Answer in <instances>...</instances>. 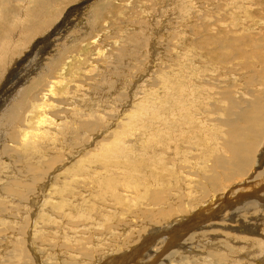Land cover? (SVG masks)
I'll return each instance as SVG.
<instances>
[{"label": "bare ground", "instance_id": "1", "mask_svg": "<svg viewBox=\"0 0 264 264\" xmlns=\"http://www.w3.org/2000/svg\"><path fill=\"white\" fill-rule=\"evenodd\" d=\"M19 1L17 15H0V87L31 53L50 57L0 93V264H112L135 247L131 264H264L258 9L142 2L136 23L95 43L79 81L59 88L50 79L73 70L87 33L55 48L43 32L66 7L37 24L46 6L27 20L30 0Z\"/></svg>", "mask_w": 264, "mask_h": 264}, {"label": "rangeland", "instance_id": "2", "mask_svg": "<svg viewBox=\"0 0 264 264\" xmlns=\"http://www.w3.org/2000/svg\"><path fill=\"white\" fill-rule=\"evenodd\" d=\"M94 1L95 0H80V1L79 0H30V1H28V7H27L28 14H27V17H26L27 20L29 19V13L32 16L33 13H37L38 12L40 6H43V5H44V7L46 6L45 7V10H46L45 13L44 14H41L43 18L41 17L36 22L37 24H43L45 22H49L50 16L54 15V12L55 11H56L55 12V14H56L57 12H59L60 10H63L66 7L64 9L63 14L61 15V18L59 17V19L57 20L58 22L56 21L54 23V26L53 27L51 25V27H48L43 32V33H45V35L50 34V36H52L48 40L49 42L48 41L47 42H48V44L56 45L55 48H57V46L60 45L63 42L65 43V42L70 41V36L75 31L76 32L78 31L80 33H87L86 36L80 37V40H79L80 42L78 41L79 43H77V45H76V48L78 47L80 49L77 48L78 49L77 50L78 52H77V54H75L76 56H73V57H75V63H76L75 64V67L72 68L73 70H71L69 72V67H65L64 66V68H65L64 71H65L66 74L63 71L62 73H59L58 74L59 77H56L55 76L56 78L53 79V77H52L50 79L52 82H56L58 80L57 86H56V84L54 85L56 87H59L60 88L62 85H64L67 82V80L70 79L69 76H71L73 78L72 79L73 80L72 82L75 81V83H77L76 81H79V77L81 75L80 73L82 72L84 66L85 65L87 66L89 64V62H87V61L92 62L91 60L94 59V54L93 53L95 51V46H96L95 43L97 45H100V46H103V44H105V45H112L111 44L112 39H115L116 38L114 36H119L120 35L119 33L122 31L123 27L125 26V22L126 21L129 22V23H131V21L134 24L136 23L135 21H137V18L138 17L137 16L136 17L134 16L136 18L135 19V18H133V15L132 14H134L135 12H138V9H139L140 6H143V4H145V6L147 7V9H152L153 6L154 7H159L162 4H164L163 3L164 0H158V1L156 0V3H153V2H151L149 0H138V1L137 0H101V1L96 0L97 1L96 4H100V3H104L105 4L104 5L105 7H104V9H102L101 13L96 14L95 11H94L95 8H93L94 6L91 5V4H94ZM142 2H143V4H142ZM148 2H149V4H148ZM247 2L249 4H251V9L252 10L258 9V12H257L258 13V16L260 15V17L262 19H264V0H247ZM21 3H23V2H21L19 0H0V6L3 8V10H2L1 7H0V10H1L0 15H4V13L7 12L8 13L7 16L10 17L12 15V13H14V14L18 13V11L20 10V7L22 6ZM2 4H3V6H2ZM244 4H246V3H244ZM89 5H91V8L90 9H89V7H90ZM48 6H50V9H49ZM29 9H30V11H29ZM31 10H32L33 13L31 12ZM259 10H261V12ZM154 12H155V9H154ZM88 13L92 15V21L91 20H88L89 19V17H87ZM149 15L151 17L152 16H154V17L157 16V15H153L152 13H149ZM150 16H149V18H150ZM79 17L81 19V22L78 25V19H79ZM9 19H11V18H9ZM133 19H134V21H133ZM0 20H1V17H0ZM163 20L164 19L161 20L162 23H163ZM76 25H77V27H75ZM71 27H72V30H70ZM81 27H86V28H81ZM111 35H112V37H111ZM39 37L37 38L38 41L42 40ZM163 37H164V39H163ZM170 37L171 36H169V35H167L166 38H165V36H156V40L157 41H156V46L155 47L158 48V49H161V47H166L169 42L170 43L173 42V38L171 37L172 38V41H171V38ZM163 40L165 41V43H164ZM41 43H43V42H40L39 45ZM161 45H164V46H161ZM76 48H74V53H76L75 52V49ZM87 48H88L89 51L87 50ZM91 50H93V52ZM84 51H86V52H84ZM31 54L32 55H29V56H27L25 58L26 60H25L24 64L21 65L22 68L24 66L25 70H20L21 67H19V69L16 68L17 70L15 69L12 72V74L9 75V78L8 79L5 78V79L2 80L3 83H2V85L0 87V93H3L6 90L5 95H7L8 92L11 91V89H12L11 88V85L17 84L19 81H21L22 78L24 77L23 74L25 73V71L27 69H29V67L30 68H34L35 67L36 60L37 59L39 61L41 59V62H43L44 64H46V62L48 63V59L50 57L48 54H45V53L39 54L37 56V58H35V59H32L34 53H31ZM165 55L166 54H163V57H167ZM86 56H88V57H86ZM85 60H87V61L85 62ZM78 61L80 63H78ZM98 64H100V63L98 62ZM72 72H73V74L70 75V73H72ZM50 74H51V72H50ZM67 74H69V75H67ZM35 77L38 78V75L35 76ZM60 78H62L63 80L62 79L60 80ZM33 80L34 79L31 78V81L30 82H33ZM243 81L244 82H243V85L242 86L245 89H247L248 87H249L248 89H252V88L253 89H257V87L259 86L257 80H254V81L243 80ZM0 96H1V94H0ZM3 98H4V96H2V98L0 99V102H2V99ZM6 102H8L7 99H6ZM171 239H175V238H172L171 237L170 238V241H171Z\"/></svg>", "mask_w": 264, "mask_h": 264}, {"label": "water", "instance_id": "3", "mask_svg": "<svg viewBox=\"0 0 264 264\" xmlns=\"http://www.w3.org/2000/svg\"><path fill=\"white\" fill-rule=\"evenodd\" d=\"M136 254H137V247H135L134 250L130 251L126 255L117 258L111 263L112 264H131L134 260H136L137 258Z\"/></svg>", "mask_w": 264, "mask_h": 264}]
</instances>
